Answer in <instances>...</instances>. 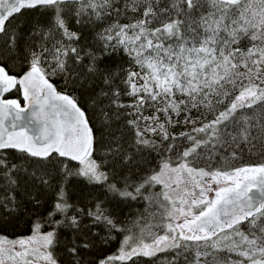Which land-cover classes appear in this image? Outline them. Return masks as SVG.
I'll return each instance as SVG.
<instances>
[{"label": "snow or ice", "instance_id": "1", "mask_svg": "<svg viewBox=\"0 0 264 264\" xmlns=\"http://www.w3.org/2000/svg\"><path fill=\"white\" fill-rule=\"evenodd\" d=\"M162 253L264 264V0H0V264Z\"/></svg>", "mask_w": 264, "mask_h": 264}, {"label": "trees", "instance_id": "2", "mask_svg": "<svg viewBox=\"0 0 264 264\" xmlns=\"http://www.w3.org/2000/svg\"><path fill=\"white\" fill-rule=\"evenodd\" d=\"M87 34V33H86ZM77 95L81 97L82 106H87L88 96L82 90L77 91ZM255 159V157H253ZM244 162H249V158L247 155L244 156ZM146 203L144 201H137L132 202L129 206L124 208V216L128 217L130 220L135 219L141 212L145 211ZM28 217L22 216L19 220L13 221L11 224L6 225L2 230L4 234L8 235L10 238H15L16 236L20 235H27L28 234V226L26 224ZM130 226V225H129ZM122 239V237H120ZM119 246V240L113 242L111 247L107 249L105 254H108ZM168 256L170 258V253H162L160 254L159 261L156 264H160L163 261V258ZM88 259H93L94 257L89 256ZM142 261H147V264H154L152 260L148 258H141Z\"/></svg>", "mask_w": 264, "mask_h": 264}]
</instances>
